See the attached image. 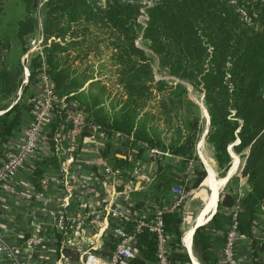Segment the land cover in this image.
Here are the masks:
<instances>
[{"label": "trees", "instance_id": "16d2710c", "mask_svg": "<svg viewBox=\"0 0 264 264\" xmlns=\"http://www.w3.org/2000/svg\"><path fill=\"white\" fill-rule=\"evenodd\" d=\"M22 1L28 5L26 11L30 13L32 0ZM231 1L162 0L142 6L135 0H108L101 9L92 0H47L42 32L43 56L31 70L33 76L45 72L58 98L78 101L84 106L88 124L82 136L89 137L93 127L106 136L101 159L113 169L127 171L129 159H141L147 150L177 158L183 166L196 158L194 150L200 132V116L184 86L155 79L152 60L136 45L141 36L159 68L165 69L170 77L204 92L210 119L206 138L213 147L220 175L227 171L230 163L227 152L230 144L238 139L237 151L249 150L242 176L247 178L250 191L238 202L237 232L240 238L250 241L252 263L261 264L258 259L264 254V242L254 240L253 233L259 227L264 229V0H252L256 18L246 11L253 24L244 21L237 6L229 4ZM246 7L251 8L250 5ZM142 9L146 17L143 27L139 22ZM26 19L19 22L16 34L22 45L24 37L33 33L36 25L34 20ZM88 36L101 44L108 56L103 69L109 75L107 79L113 82L109 88L100 81H93L88 71L76 66L77 61L85 59L82 55L87 53ZM95 48L99 53V46ZM2 66L0 93L11 95L20 82L22 69L19 65L11 72ZM227 84L233 87L232 94ZM115 87L118 94L112 96ZM95 88L99 96L89 93ZM87 91V96L82 94ZM230 96H237L231 107L235 118L242 122L241 126L227 118L226 105ZM32 108L33 104L32 107L29 104L27 108L15 105L3 110L0 158ZM57 123L58 120L52 124L46 138L52 156L41 161V169L34 172L35 178L41 177L47 168L58 166L53 156L56 147L53 129L56 130ZM117 134L121 138L113 148L111 141ZM156 161V180L152 185L155 204L164 198L170 201L168 194L172 186L194 190L206 177L198 159L191 182H185L181 175H171L169 170L173 166ZM140 195L132 211L137 212L143 206L147 194ZM235 203L230 194L221 195L211 222L195 231L193 250L201 264H216L212 250L223 246L226 228L231 222V216L222 210L232 209ZM182 212L183 204L161 216L162 231L170 250L169 264H190L181 243ZM124 231L133 236V250L137 254L128 264H157L156 234L148 228L136 230L133 223H127ZM106 240L110 251L115 250L118 240L112 233ZM63 252L67 259L78 261L76 250Z\"/></svg>", "mask_w": 264, "mask_h": 264}, {"label": "rangeland", "instance_id": "374dc122", "mask_svg": "<svg viewBox=\"0 0 264 264\" xmlns=\"http://www.w3.org/2000/svg\"><path fill=\"white\" fill-rule=\"evenodd\" d=\"M46 1L47 0H32V7L31 8L29 7V11H30L29 13L26 11L28 5L24 3L22 0H0V62H2L0 66L3 67L2 65H4L8 70H11V72L12 70H15V68L19 65L22 69V75L20 77V82L18 83L16 91L11 95L0 93V114L4 112L3 111L4 109L12 108L15 105L23 106L24 108H27L29 104L31 105V107L33 104V108L30 115L25 118L24 125L20 129V131L22 132L19 131L20 135L18 139L15 142H13L12 145L8 146L7 144L4 147L2 158H0V177L2 176V174H4L1 168L2 163L7 161L8 157H12L13 154H16L17 147L20 146L23 138L26 137L28 131L34 126L36 116L39 114V110L43 112V108L47 106L46 103H49L50 109L44 111V115L40 122V129H39L40 143L37 144L36 149L32 153H30V155H35L38 157L40 156V154L38 153L42 151L41 148L43 145L46 144V146L49 147L48 143L46 142V138L49 132L52 130L51 128L52 124H56V120H58L59 123H57V125L55 126L56 130L53 129V131H55L54 143L62 151H64L66 145L68 144L69 137L71 140L70 143L74 142V140L77 138L76 135L77 132H81L84 134L85 133L84 130L86 128V125L88 124L86 120V115L84 114V106H82L78 101L67 102L65 99L58 98L53 91V85L49 81L44 71H40L37 74H35V76H33L31 69L36 65V63L42 60V56H43L42 51L44 48V44H43L42 32H43V22L45 20V14L47 11L45 7ZM92 1H94V4L97 7L104 9L108 0H92ZM120 1L125 2L126 0H120ZM135 1L139 2V4H141L142 6H151L153 3L162 0H135ZM229 4L237 6L238 11L242 15L246 23L253 24V22L250 21V18L247 16V12H251L253 14L252 15L253 18H256L255 15L256 13H253L255 12L254 1L232 0L231 2H229ZM247 5L251 6L250 10L247 9L246 7ZM142 14L143 16L139 18V22L140 25L143 27L146 20L143 9H142ZM26 18L34 20L36 25L34 27L35 28L34 32L30 34L28 33L24 37L25 43L24 45H22V43H20V41L17 39L16 34H17L19 22L26 21L27 20ZM90 29L92 30V28ZM94 31L98 32V30H94ZM99 35H101V33ZM86 38H89V42L88 43L86 42L87 53L86 54L84 53L82 55L85 57V59H83V61H77L76 66L80 67V70L88 71L90 73L89 75L94 79L93 81H100L103 85L109 88V86L111 87L112 85L111 83L113 82L107 79L109 75L106 72V70L103 69V63L105 62V60H107L108 56L107 54H105V50H103L102 45L97 44L92 36H88ZM96 45L99 46V53L95 51L97 50L95 48ZM136 45L139 48L143 49L145 54L152 60V69L156 80H164L174 85L180 84L186 88L188 93V98L194 103V105L196 106V111L200 116V124H199L200 132L198 135V141L196 142L195 145L194 156L198 159V161H199V157L201 158L204 157L205 160L212 166L217 181L222 180L223 173L222 175H220L221 172L214 159L213 147L210 146V143L204 137L205 130L207 131L208 134L210 129L208 125L207 127H205V121L203 119L199 107L200 105L204 106L208 119L207 124H209L210 119L208 115L204 92L201 90V88L195 89L186 82H180L175 78L170 77L165 69L159 68L157 59L148 50V43L144 41L141 36L136 41ZM87 86L88 84L86 85L84 91L87 90ZM227 87L229 90L228 91L229 94H232L233 87L229 84H227ZM117 90H118L117 87L113 89L112 96L118 94ZM89 93H92L93 95L97 94L99 96L98 90L96 88ZM89 93L87 91V92H83L82 94L87 96V94ZM52 96H55L56 98L53 99ZM236 97L237 96H230V99L228 101L229 104L226 105L228 110L227 118L228 120L238 122V124L241 126L242 122L235 118L236 113L231 107L233 104L232 103L233 98ZM96 131H94L93 128L89 130V136H91V134L94 135ZM237 133H239V131H237ZM82 141L83 138H81V142ZM118 141L119 140L117 139H113L111 141L113 148L115 145L119 144ZM238 146H239L238 139L228 146L230 163L227 172L224 173H228V172L230 173V171L233 170L234 168L235 170L234 173H232V175L230 176V179L226 184V187L224 188L223 186L224 190L221 193V195L230 194L234 198L236 203H238L239 200L242 199L247 194V191L249 189L248 187H250L249 185L247 186L245 184L242 177V171L246 162V158L248 157L249 150L246 149L239 152L237 151ZM6 147L8 149H6ZM196 158L187 161L186 163H184L183 166H181V160L173 161V159H169L170 160L169 164H171L172 162V166H173L172 169L169 170L170 171L169 173L174 176H176L175 174H179L182 176L180 178L183 179L185 182H191V180H193L194 178L192 172L195 166L198 164ZM21 168L22 167L20 166L11 176L3 177V179L0 180V190L6 186H9L12 182H14ZM117 174L119 179L117 180L118 186L115 188V190H117L119 193H122L123 196L121 199H118V202L114 203L116 206L117 214L112 215L115 217L111 220L109 224L112 227V230L117 228L124 229V226L127 223L135 224L136 229L141 222H146V224L154 223L156 213L160 211L161 212L165 211L167 209V206L176 197V195L173 193V190L178 189L181 192V197H182L181 202L183 204L184 219H183V224L181 226V230L184 232L186 229L190 228L193 225L195 217L197 216L202 206L206 203V200L208 198L205 187L208 185L207 182V185L205 183V185L203 186H199L194 190H187V191H185L184 188L181 186H172L168 194L170 201H167L164 198V199H160V202L155 204L154 200L152 199L154 193L152 191V185H151L147 189L148 191L146 193L149 195V197L146 199L144 198L145 202L143 201V206L139 209V212L137 213L136 211H132V209H135V204L139 202V198L141 197L140 194L141 193L144 194V192L141 193L134 192L133 185L135 179L132 178V173L130 171L127 173H117ZM127 181H129L130 183L129 182L126 183ZM234 207L230 210L223 209L222 212L228 216H231L232 213L235 212ZM111 212L112 210H110V213ZM7 225L8 223H4L5 227ZM227 229L228 227L226 228V231ZM108 235L109 232L106 234V237ZM67 237L68 235L65 233V231H60L57 237L58 248L56 249L55 253L58 255V257L62 255V258L59 259V264H69L65 261L69 259H67L66 254L63 252V250L65 249H68L69 251L76 250V248L66 245ZM253 238L258 243L264 242V229L262 227H259L256 231H254ZM20 242L21 239L17 232L15 231L12 232L10 230L4 231L2 230V227L0 225V264H22L21 262H25L24 259L22 260L23 254H22V249H20ZM28 242H31V245L28 247L29 248L28 250L30 252H33L34 251L33 248H37V246H39L38 244H40V238L38 236H34L31 237ZM76 251L78 252V250ZM109 251H110L109 245H107L106 249L98 250L96 252L95 250L94 251L93 250L90 251L86 249L82 250V252H85L84 257L86 259L84 261H79L77 264H86L88 256L105 259V257L109 254ZM263 256L264 254H261L259 256L260 262H262L261 257Z\"/></svg>", "mask_w": 264, "mask_h": 264}, {"label": "crops", "instance_id": "0c3cea01", "mask_svg": "<svg viewBox=\"0 0 264 264\" xmlns=\"http://www.w3.org/2000/svg\"><path fill=\"white\" fill-rule=\"evenodd\" d=\"M3 113L0 115H3ZM203 119L205 121L204 117ZM206 120L205 127L207 125L209 127V124H207L208 119L206 118ZM206 134L207 131L204 134L205 138L207 137ZM19 135V132L13 133L7 143L8 146L12 145ZM76 135L77 138L72 143H70L69 137L64 151L57 146L55 147L53 156H56L57 167H49L43 172L41 177H34V172L41 169V161L52 156L50 147L45 144L41 148L42 151L38 153L40 156L29 155L26 162L21 165L22 168L18 172L14 182L0 190V225L4 231L10 230L19 234L21 239L20 249H22L23 254L22 260L24 259L25 261L21 262L22 264H59V259L62 258V255L58 257L55 251L58 248L57 237L60 231H65L68 235L66 245L76 248L79 253L77 262L65 260L69 264H77L79 261L86 259L84 257L85 252H82V250H95L96 252L106 249L108 245V242L105 240L106 234L109 232L111 235L112 232V227L109 224L115 217L112 215L117 214L114 203L118 202V199H121L123 196L122 193L115 190L118 186L117 180L119 179L117 173H127L130 171L132 178L135 179L133 185L134 192L147 193V189L156 180V160L160 161V164H169V159H173V161L179 160L167 154L147 150L141 159L134 157L129 159V171H118L101 159V153L107 141L103 133L96 131L94 135L91 134L89 137L82 136L81 132H77ZM81 138H83L82 142ZM115 139L119 140L117 136H115ZM210 146L212 147L211 144ZM6 149L8 148L6 147ZM227 152L229 155V149ZM199 161L206 173L205 179L200 184V186H203L205 183L207 185V171L205 167L207 161L201 157H199ZM169 165L172 166V162ZM209 166L213 171L212 166L210 164ZM228 173H224L222 177V180L225 179L224 188L232 175H228ZM175 175L180 176L178 174ZM214 179L217 181L216 176ZM243 180L248 186L247 179L243 177ZM205 187L208 198L195 217L193 225L190 227L193 228L191 230L192 235H186L190 228L184 232L181 230L184 218H182L180 226L182 233L181 243L190 264L194 262L201 264L193 250V236L198 228L211 222L213 216L217 213L218 202L224 190L223 187L220 188L216 207L212 211L213 214L211 212L208 216H202L204 222L198 224L197 220L203 215L211 195V188L208 185ZM248 188L247 193L250 191V187ZM148 197L149 195L147 194L145 199ZM152 199L154 200V198ZM110 210H112L111 213ZM4 223H8V225L5 227ZM34 236L40 238V244H38L37 248H33V252H30L28 247L31 245V242L28 241ZM237 243L235 251L236 264H253L250 241L240 238ZM222 247H214L212 250L214 257L217 259L216 264H223L221 258ZM261 258L262 262L259 261L260 258L258 262L264 264V256ZM128 263L129 261L121 262L120 264Z\"/></svg>", "mask_w": 264, "mask_h": 264}, {"label": "built area", "instance_id": "2783aa9c", "mask_svg": "<svg viewBox=\"0 0 264 264\" xmlns=\"http://www.w3.org/2000/svg\"><path fill=\"white\" fill-rule=\"evenodd\" d=\"M52 97L53 99L56 98L55 96ZM46 105L47 106L43 108V112L39 110V114L36 116L34 126L28 131L26 137L23 138L20 146L17 147L16 154H13L12 157H8L7 161L2 163L1 168L4 174H2L0 180L3 179V177L11 176L22 164H24L28 159L30 153H32L36 149L37 144L40 143V122L44 115V111L50 109L49 103H46ZM93 130L96 131L97 129L93 127ZM116 136L117 138H121L119 134H117ZM173 193L176 195V197L167 206V209L165 210L167 212H173L180 205H182L181 192L178 189H174ZM234 208L235 212H233L231 215V222L224 236V244L221 252L223 264H236L235 251L237 242L240 239L237 232L238 224L236 219L237 212L239 211L238 203H235ZM165 211H160L156 213L154 223L146 224V222H141L136 229L139 230L140 228H148L151 232L156 234L158 240L157 264H169L167 258L170 254V250L168 248V239L164 236L162 231L163 227L161 220L162 213H164ZM111 233L113 237L118 240V244L115 250L109 251V254L105 257V259L88 256L86 264H89L91 262L92 264H120L121 262L130 261L136 256V252L133 250L132 247L133 236H129L124 231V229L118 228L112 230Z\"/></svg>", "mask_w": 264, "mask_h": 264}, {"label": "bare ground", "instance_id": "6f19581e", "mask_svg": "<svg viewBox=\"0 0 264 264\" xmlns=\"http://www.w3.org/2000/svg\"><path fill=\"white\" fill-rule=\"evenodd\" d=\"M200 107V110H201V114L203 115V117L205 118V121H207L206 120V118H207V114H206V111H205V109H204V106L203 105H200L199 106ZM206 126V125H205ZM206 131V130H205ZM201 145V144H200ZM199 146V145H198ZM204 158V157H203ZM206 162V161H205ZM206 166V171H207V182H208V186L211 188L210 190H211V195H210V197H209V199H208V202H207V205H206V207H205V210H204V213H203V215H201L200 217H199V219L197 220V222H198V224H202L203 222H204V218L202 217V216H208L214 209H215V207H216V203H217V199H218V196H219V192H220V188H222L223 187V184H224V182H225V179L224 180H220V181H216L214 178H215V175H214V173H213V171H212V169H211V167L209 166V163L208 162H206V164H205ZM234 170H235V168L233 169V170H231L230 171V173H229V175H231L232 173H234ZM226 178V177H225ZM227 179V178H226ZM207 213V214H206ZM213 213V212H212ZM193 228H190L189 229V231L187 232V234L186 235H188L189 234V236L190 235H192V230ZM191 231V232H190ZM185 235V236H186ZM184 241H185V239H184ZM89 264H92V262L91 263H89ZM193 264H196V262H194Z\"/></svg>", "mask_w": 264, "mask_h": 264}, {"label": "water", "instance_id": "95a60500", "mask_svg": "<svg viewBox=\"0 0 264 264\" xmlns=\"http://www.w3.org/2000/svg\"><path fill=\"white\" fill-rule=\"evenodd\" d=\"M207 214V213H206ZM213 214V213H212Z\"/></svg>", "mask_w": 264, "mask_h": 264}]
</instances>
